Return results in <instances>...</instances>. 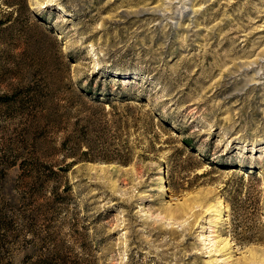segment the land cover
<instances>
[{"label": "rangeland", "instance_id": "1", "mask_svg": "<svg viewBox=\"0 0 264 264\" xmlns=\"http://www.w3.org/2000/svg\"><path fill=\"white\" fill-rule=\"evenodd\" d=\"M0 264H264V0H0Z\"/></svg>", "mask_w": 264, "mask_h": 264}]
</instances>
